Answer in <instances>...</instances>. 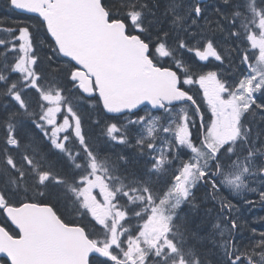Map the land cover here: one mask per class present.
<instances>
[{
    "label": "snow or ice",
    "instance_id": "6c2138e0",
    "mask_svg": "<svg viewBox=\"0 0 264 264\" xmlns=\"http://www.w3.org/2000/svg\"><path fill=\"white\" fill-rule=\"evenodd\" d=\"M3 7L0 264H264V0Z\"/></svg>",
    "mask_w": 264,
    "mask_h": 264
},
{
    "label": "water",
    "instance_id": "95a60500",
    "mask_svg": "<svg viewBox=\"0 0 264 264\" xmlns=\"http://www.w3.org/2000/svg\"><path fill=\"white\" fill-rule=\"evenodd\" d=\"M99 16L98 11L90 9L88 7L74 6L70 10V21L74 29L79 33L81 30L88 29L90 32L94 26L95 19ZM11 248H15L16 245H9ZM37 264H46L51 259L45 247L36 249L30 257Z\"/></svg>",
    "mask_w": 264,
    "mask_h": 264
},
{
    "label": "trees",
    "instance_id": "16d2710c",
    "mask_svg": "<svg viewBox=\"0 0 264 264\" xmlns=\"http://www.w3.org/2000/svg\"><path fill=\"white\" fill-rule=\"evenodd\" d=\"M0 17H3L5 20L9 19L8 10L3 7V0H0Z\"/></svg>",
    "mask_w": 264,
    "mask_h": 264
},
{
    "label": "rangeland",
    "instance_id": "374dc122",
    "mask_svg": "<svg viewBox=\"0 0 264 264\" xmlns=\"http://www.w3.org/2000/svg\"><path fill=\"white\" fill-rule=\"evenodd\" d=\"M258 212V211H257Z\"/></svg>",
    "mask_w": 264,
    "mask_h": 264
}]
</instances>
